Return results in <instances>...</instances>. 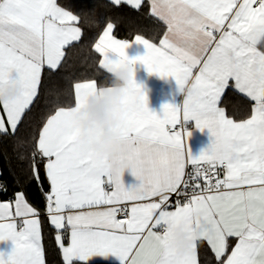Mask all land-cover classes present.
<instances>
[{
	"label": "snow or ice",
	"instance_id": "obj_1",
	"mask_svg": "<svg viewBox=\"0 0 264 264\" xmlns=\"http://www.w3.org/2000/svg\"><path fill=\"white\" fill-rule=\"evenodd\" d=\"M110 2L136 10L142 4ZM150 14L166 28L159 46L135 35L147 51L131 59L130 42L113 39L108 21L94 44L99 66L113 74L139 62L150 74L172 77L186 90L181 106L151 111L133 78L124 90V147L109 162L78 128L89 98L104 88L95 80L74 82L71 104L51 106L62 90H48L35 148L20 151L27 142L19 138L14 144L31 178L48 182L45 211L61 230L55 240L63 264L96 255L116 256L121 264H264V51L257 50L264 42V0H151ZM81 19L95 23L59 0H0V97L21 89L0 101V136L15 137L29 118L45 75L58 71L81 40L75 26ZM230 82L251 102L240 119L217 106ZM188 120L212 137L198 157L187 147L191 133L176 130ZM125 170L138 186L125 188ZM39 216L22 192L0 202V242L13 245L0 252V264H45ZM178 228L191 241L184 251ZM201 251L214 254V262L200 259Z\"/></svg>",
	"mask_w": 264,
	"mask_h": 264
},
{
	"label": "trees",
	"instance_id": "obj_2",
	"mask_svg": "<svg viewBox=\"0 0 264 264\" xmlns=\"http://www.w3.org/2000/svg\"><path fill=\"white\" fill-rule=\"evenodd\" d=\"M66 8L81 17H94L95 23L81 19L78 24L82 30L80 41L73 42L68 58L62 62L58 71L46 74L39 102L34 106L29 118L23 121L12 136H0V185L6 191L0 190L3 199L12 200L17 192H23L28 201L42 213L46 214L45 190L29 175L25 161L18 158L14 151L17 138L26 141L20 151H31L35 148L40 119L48 103V90L58 88L61 95L54 101L56 104H71L73 102V83L95 80L98 86H109L115 83L113 75L99 66L100 55L95 51L94 44L106 27L108 21L114 24V34L121 38L131 39L135 35H142L158 41L165 26L152 16L147 3H143L139 10L122 3L114 6L109 0H59ZM264 49V42L261 43ZM228 116L240 119L250 111L251 102L233 89H228L222 100ZM43 236L47 264H63L59 248L54 241V229L47 220H43ZM210 251V250H209ZM200 259L214 262V254L208 256L199 253ZM80 264V263H74Z\"/></svg>",
	"mask_w": 264,
	"mask_h": 264
},
{
	"label": "crops",
	"instance_id": "obj_3",
	"mask_svg": "<svg viewBox=\"0 0 264 264\" xmlns=\"http://www.w3.org/2000/svg\"><path fill=\"white\" fill-rule=\"evenodd\" d=\"M143 3L148 4L149 10L151 12V0H142V4ZM75 26L80 28L78 22L76 23ZM165 30H166V28H164V31ZM81 32H82V30H81ZM100 35H102V33ZM111 36L115 40L129 41L130 42V46L126 49V53L129 56V58L135 59L137 57H140V56H143L146 54L147 50L143 47V45H138V44L134 43L135 36L131 39L121 38V37H118L114 34V29H113V32L111 33ZM143 37L146 39H149L145 36H143ZM162 38H163V34L160 36L158 41H154L151 39H149V40H150V42H153V43L157 44V46H159V41ZM98 40H99V38H98ZM98 40L96 42H98ZM261 43L262 42L257 44V50L258 51H264V49H262V47H261ZM101 58L102 57L100 56V59ZM133 67H134V78L136 80V83L138 85H140L143 88V90L145 91L146 96H147V100H148V107L151 111H153L157 114H162V109H163V106L165 104H173V105H176L177 107L182 105L184 96L176 94L177 84H176L174 78H172V77L162 78L157 74H150L147 71L146 66L143 65L142 63H139V62H137ZM111 75H113V74H111ZM88 81H91V80H88ZM88 81H83V82H88ZM231 83L232 82H230L229 88H226L224 93L221 95L220 100H219L218 105H217L218 107L222 108L225 111L226 115H228V114H227L225 106L222 104V100H223L224 95L228 89L231 88V89L235 90L233 87H231ZM101 87L106 88V86H101ZM235 91L239 93L238 90H235ZM239 94L246 97L242 93H239ZM247 99H249V98H247ZM0 115H3V114L0 113ZM84 118H86V114L83 112L80 119H84ZM121 119H122V124H123V116L121 117ZM121 127H122V125H121ZM120 128L116 129V131H119ZM176 130H181V131H186V132L191 133V136L187 138V147L190 149L191 155L193 157H198L202 151H205L206 149H208V147L210 146V144L212 142V137H211L210 132L207 129H204L203 131L198 129L195 125V121H193V120L181 121V123H179L177 125ZM79 132H80V129H79ZM80 135H81V132H80ZM89 142H92L93 147H94L96 144H99L102 142V137H96ZM0 173H1V171H0ZM122 181L124 183L125 188H127V189H132V188L138 186L140 183V181L136 177H134L132 175L131 171H129V170H125V172L123 173ZM47 184H48V182H47ZM24 196H25V194H24ZM25 198H26V196H25ZM14 199H15V197H14ZM14 199H12V200H14ZM12 200L3 199L0 196V202H6V201H12ZM26 200L28 201L27 198H26ZM170 210H174V209H170ZM38 211L40 212V210H38ZM39 219L41 220V233H42V245H43V249H44V260H45V264H47L46 256H45V244H44V236H43L42 226H43V220L44 219L47 220L49 224H50V221H49L47 214L42 216L41 212H40ZM52 227H53L54 232H55L54 233V241H55L56 246L59 248V245H58L57 241L55 240V236L58 234V231H61V230H56L54 228V226H52ZM178 230H180V229L178 228L176 230V232ZM65 244H67V241H65ZM12 248H13V245H12L11 241L0 242V252L10 253L12 251ZM59 250H60V248H59ZM60 253H61V257H62L61 250H60ZM74 263H80V264H121V261L119 260V258H117L116 256H113V255H109L107 257H102L99 255H96V256L90 257L86 261L80 260L79 258H73L71 260L70 264H74Z\"/></svg>",
	"mask_w": 264,
	"mask_h": 264
},
{
	"label": "clouds",
	"instance_id": "obj_4",
	"mask_svg": "<svg viewBox=\"0 0 264 264\" xmlns=\"http://www.w3.org/2000/svg\"><path fill=\"white\" fill-rule=\"evenodd\" d=\"M134 69L122 67L113 73L115 83L110 85L112 90L103 89V94L91 97L84 109L86 118L80 119L78 127L81 139L89 142L96 137H102V142L94 146L97 155L109 162L117 161L124 147V137L116 131L122 125L121 117L124 115V90L128 87L133 77ZM185 88L177 85L176 94L185 95ZM19 87L5 90L0 101H10L20 95ZM177 247L184 251L191 241L186 238L182 229L176 232Z\"/></svg>",
	"mask_w": 264,
	"mask_h": 264
},
{
	"label": "water",
	"instance_id": "obj_5",
	"mask_svg": "<svg viewBox=\"0 0 264 264\" xmlns=\"http://www.w3.org/2000/svg\"><path fill=\"white\" fill-rule=\"evenodd\" d=\"M42 186H43L44 190L48 189V184H47L46 180L43 181Z\"/></svg>",
	"mask_w": 264,
	"mask_h": 264
},
{
	"label": "built area",
	"instance_id": "obj_6",
	"mask_svg": "<svg viewBox=\"0 0 264 264\" xmlns=\"http://www.w3.org/2000/svg\"><path fill=\"white\" fill-rule=\"evenodd\" d=\"M176 128H177V126H176Z\"/></svg>",
	"mask_w": 264,
	"mask_h": 264
}]
</instances>
